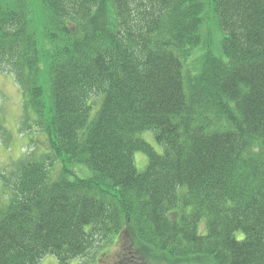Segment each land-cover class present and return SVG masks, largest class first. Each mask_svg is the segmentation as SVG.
<instances>
[{
    "label": "trees",
    "instance_id": "16d2710c",
    "mask_svg": "<svg viewBox=\"0 0 264 264\" xmlns=\"http://www.w3.org/2000/svg\"><path fill=\"white\" fill-rule=\"evenodd\" d=\"M4 70L48 148L1 175L0 264H264V0H0Z\"/></svg>",
    "mask_w": 264,
    "mask_h": 264
},
{
    "label": "rangeland",
    "instance_id": "374dc122",
    "mask_svg": "<svg viewBox=\"0 0 264 264\" xmlns=\"http://www.w3.org/2000/svg\"><path fill=\"white\" fill-rule=\"evenodd\" d=\"M199 50L196 51V56L199 55ZM23 91H21L18 82L15 80L14 75L10 72L0 71V125L4 129L0 130V190L4 191V179L1 175L11 177L13 179L15 172L18 169L19 159L28 158L34 153H40L41 150H47L48 144L45 137L38 133L35 129L28 132L21 130L20 117L23 115ZM9 131L7 135L5 132ZM141 136L147 139L156 150L160 153L164 152L163 146L155 139L153 131H145ZM37 139V140H36ZM39 139V140H38ZM39 141V143H37ZM134 161L137 170L145 172L149 164L147 154L143 151H136ZM64 167L63 161L57 163L56 170L61 172ZM71 170L74 169L76 174L81 177H88L91 175L90 170L83 165H73ZM58 174V173H56ZM53 173L55 177H59ZM6 180H8L6 178ZM9 183V182H8ZM10 185V183H9ZM8 185V187H10ZM5 197H8L6 195ZM205 230V222L202 220L199 231ZM113 238L100 237L95 247V250L87 256V258L78 257L72 262V264H115L113 262L114 256L117 257L119 253V259L122 258V251L126 248L125 245L131 243L129 239H124L122 234L111 235ZM239 236L242 238L243 234ZM140 245V240L136 241ZM205 256V257H204ZM204 256H193V258H187L182 262H173L172 264H208L210 259ZM41 264H58V260L53 255H49L44 258Z\"/></svg>",
    "mask_w": 264,
    "mask_h": 264
}]
</instances>
